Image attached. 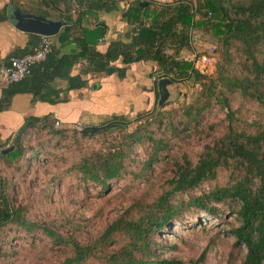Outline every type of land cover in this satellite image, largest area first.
Instances as JSON below:
<instances>
[{
    "label": "trees",
    "instance_id": "obj_1",
    "mask_svg": "<svg viewBox=\"0 0 264 264\" xmlns=\"http://www.w3.org/2000/svg\"><path fill=\"white\" fill-rule=\"evenodd\" d=\"M18 1L14 2L21 6ZM33 1L28 4L31 8ZM71 1L75 5L72 9L66 0L35 3L34 8L42 4L49 8L62 6L59 18L66 26L56 36L59 47L53 46L44 62L31 66L29 74L20 82L9 83L2 89L0 112L9 109L17 94H31L35 101L57 104L64 102L62 93L85 87L87 80L83 75L106 73L108 68H115L118 77H124L130 64L152 61L157 66L158 80L167 78L173 84L192 81L201 89L195 103L181 113L178 123L173 122L175 116L169 118L170 113L154 110L158 126L167 115L166 128L203 127L204 114L215 104L227 109L228 124L221 137L204 145L195 162L186 155L175 161L171 177L162 183L157 194L149 199L133 198L130 206L90 241L80 242L45 224L32 222L26 216L25 207L10 205L4 184L0 182V264H5V257L13 264L14 253L9 248L11 238H5L9 229L23 231L31 238L39 235L62 249V260L54 264H199L203 254L190 263L163 259L156 252L162 248L157 238L173 219L184 213L204 211L222 220L226 208L239 221L229 233L235 238L234 250L242 246L246 249L241 264H264V125L257 122L262 121V116L264 121V0H175L167 4H158L156 0ZM119 3L125 6L121 17L132 26L127 33L130 42L112 41L101 51L98 41L106 27L90 22L93 27H84L82 20L99 11L116 10ZM38 40L39 36L29 52ZM196 40L208 41L218 53L216 70L210 75L200 73L191 63L179 58L183 50L196 53ZM68 46L71 49L62 52ZM77 64L81 65L80 72L71 76V69ZM116 64L122 66L116 67ZM56 79L67 80L66 88H55ZM235 96L259 106L261 114L244 119L240 108L232 107ZM124 119L114 117L105 122L108 127L97 132H106L115 126L124 132ZM47 124L49 116L28 118L18 130L12 146L9 142L15 150L7 154L20 157L17 151L20 150V136L32 127L46 129ZM65 131V128L53 129L51 133L60 137ZM145 140L152 144L151 150L148 159L138 163L129 157V145ZM171 148L169 140L156 139L155 132L149 128L137 127L123 133L106 154L82 157L65 175L96 186L100 192L111 189L114 182L125 183V188L139 187V183L152 182L153 164L160 160L162 152ZM133 166L138 168L132 169ZM225 172L226 180L222 182L219 176ZM206 184L209 185L207 192L191 194ZM234 260L233 251L227 264H235Z\"/></svg>",
    "mask_w": 264,
    "mask_h": 264
},
{
    "label": "rangeland",
    "instance_id": "obj_2",
    "mask_svg": "<svg viewBox=\"0 0 264 264\" xmlns=\"http://www.w3.org/2000/svg\"><path fill=\"white\" fill-rule=\"evenodd\" d=\"M66 1L71 9L75 7L71 0ZM194 50L199 60L205 58L211 60L205 69L199 71L204 75L214 73L218 61V53H215L214 46L208 41L196 40ZM167 89L169 97L165 104L159 108L157 105L159 97H155L148 110L153 109L151 113L144 111L138 114L139 117L135 115L133 118L124 119L123 122L126 123L124 132L115 126L106 132L83 136L82 131L78 132L69 127L65 128V133L59 137L51 131L64 128L55 127L51 123L47 124L46 129L37 127L27 130L20 136L18 142L20 150L17 151H20V157L8 155L15 149L0 156V182L4 184V192L9 198L10 205L13 208L25 207L26 216L32 222L45 224L65 236H72L77 241L85 242L92 240L112 219L121 215L130 206L133 198L149 199L152 194H157L162 183L171 177L175 161L186 155L195 162L204 145L211 144L221 137L228 124L225 119L227 109L215 104L210 112L204 114L203 127L191 126L188 130L182 129V126L177 130L166 128V123L172 116H175L174 123L179 122L181 113L195 103L201 90L199 85L192 81L177 82L169 85ZM233 100V109L240 108L244 119L249 120L253 117L252 114H261L259 106L250 105L239 96H235ZM127 102L108 104L112 105L108 110L124 111L128 107ZM145 106L146 103L138 107L142 109ZM154 110L170 113V116L167 118L166 115L162 125L158 126ZM148 122L150 125H147ZM257 122L264 125L263 116L262 121ZM103 124L108 125L104 122L98 126H104ZM210 126L212 129H209ZM137 127L149 128L155 132L156 139L169 140L172 145V148L162 152L160 160L153 164L154 178L150 184L142 182L139 183V187L125 188V183L114 182L111 189L100 192L96 186L77 182L73 177L65 175L66 170L82 157L106 154L123 133L132 132ZM151 146L147 140L143 143L131 142L129 157L143 163L148 159ZM136 168L138 166L132 167ZM226 175L225 172L219 176L222 182H225ZM208 189L209 185L206 184L191 194H201ZM213 206L219 207L218 204ZM224 214L222 220L204 211L195 214L184 213L181 217L173 219L157 238L159 246H162L156 250L157 254L163 259H176L184 263L199 260L203 254L204 257L199 264H227L230 253L234 251L235 264H241L246 249L242 246L234 250L235 238L229 233L232 226L239 225V221L227 208ZM5 238H11L9 248L14 253L13 264H54L63 258L62 249L52 246L50 241L41 239L39 235L31 238L23 231L9 229ZM33 240L35 242L32 244ZM9 261L10 258L5 257V264H10Z\"/></svg>",
    "mask_w": 264,
    "mask_h": 264
},
{
    "label": "crops",
    "instance_id": "obj_3",
    "mask_svg": "<svg viewBox=\"0 0 264 264\" xmlns=\"http://www.w3.org/2000/svg\"><path fill=\"white\" fill-rule=\"evenodd\" d=\"M14 1L18 0H0V16L3 17V19H0V97L2 89L9 84L5 79V69L9 64L10 58L28 54L35 43L34 39L39 36L17 30L14 27V22L8 16L9 13L13 9L19 8L26 13L42 16L48 20L64 21L59 18L62 16L60 14L62 6H50L51 8H49L42 4V7L34 8L35 3L39 4L40 0H25V2L24 0H19L21 6L16 5ZM29 1L35 2L31 5L33 8L28 5L32 4ZM167 1L168 3L173 2ZM27 8L31 11H25ZM124 10V4L119 3L116 10L109 12L99 11L93 14L92 17L82 20L84 27H93L90 23L106 27L103 37L98 41V48L101 51H105L112 41H120L127 44L130 42L127 33H129L132 26L121 17V13ZM42 12H47V14L42 15ZM65 26L60 29L59 33L62 32ZM56 36H53V40L54 46L58 48L59 43ZM70 47L64 48L62 52H67L71 49ZM190 53L193 52L183 50L179 58L182 59V57ZM120 66L122 65L116 64V67ZM80 68V64L73 66L70 75L79 74ZM156 68L157 66L154 62L145 61L130 64L124 77H118L116 71L110 75L107 73L83 75L82 78L87 80L85 87L62 93L61 98L64 99V102L57 104L35 101L31 94L15 95L11 100L9 109L0 112V154L3 155L2 151L9 147V142L12 144L18 134V130L30 117L43 118L49 116V123L58 122L59 127H71V129H74L75 126H83V128L86 126H98L114 118V115L115 117L118 115V117L128 119L148 111L155 97H157L156 86L159 80L157 79ZM67 84L68 82L65 79H56L53 83L54 87L59 89H65ZM122 101H128L126 103L128 107L124 111L110 112L108 110V107L112 106L108 104ZM144 103H146V106L140 109L138 106ZM29 129H33V127Z\"/></svg>",
    "mask_w": 264,
    "mask_h": 264
},
{
    "label": "water",
    "instance_id": "obj_4",
    "mask_svg": "<svg viewBox=\"0 0 264 264\" xmlns=\"http://www.w3.org/2000/svg\"><path fill=\"white\" fill-rule=\"evenodd\" d=\"M9 18L14 22V27L26 33H31L39 36H56L58 35L60 29L66 25L64 21H53L48 20L42 16H37L34 14H29L22 11L19 8L13 9L9 13ZM115 71L114 68H108L106 73L108 75L112 74ZM173 83L170 82L167 78H162L157 82V92H158V107H162L169 97V92L167 87ZM109 125V124H108ZM108 125L104 126H86L83 128L81 134L83 136H87L89 134H94L100 129L108 127ZM13 150V147L7 148L2 151V154L5 155Z\"/></svg>",
    "mask_w": 264,
    "mask_h": 264
},
{
    "label": "built area",
    "instance_id": "obj_5",
    "mask_svg": "<svg viewBox=\"0 0 264 264\" xmlns=\"http://www.w3.org/2000/svg\"><path fill=\"white\" fill-rule=\"evenodd\" d=\"M157 2L160 4L168 3L167 0H157ZM53 46L54 40L52 37L39 36L37 45L30 53L20 57L10 58L9 64L5 69L6 81L8 83H17L23 80L29 74L31 66L42 63L46 60L47 56L51 53ZM182 59L191 63L198 71L199 69H205L207 65L211 63L209 58L199 60L194 52L187 54L186 56L182 57ZM200 64L201 68H199ZM54 126L59 127V123L55 122ZM74 130L81 132L83 130V126H75Z\"/></svg>",
    "mask_w": 264,
    "mask_h": 264
}]
</instances>
